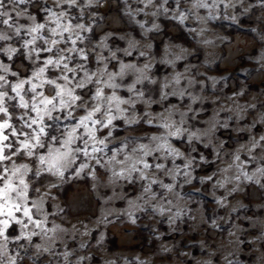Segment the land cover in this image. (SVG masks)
<instances>
[{
    "label": "clouds",
    "instance_id": "1",
    "mask_svg": "<svg viewBox=\"0 0 264 264\" xmlns=\"http://www.w3.org/2000/svg\"><path fill=\"white\" fill-rule=\"evenodd\" d=\"M0 264H264V0H0Z\"/></svg>",
    "mask_w": 264,
    "mask_h": 264
},
{
    "label": "rangeland",
    "instance_id": "2",
    "mask_svg": "<svg viewBox=\"0 0 264 264\" xmlns=\"http://www.w3.org/2000/svg\"><path fill=\"white\" fill-rule=\"evenodd\" d=\"M157 3H159V0H157ZM169 6H171V4ZM216 51H218V50H215L211 47L204 49V58L206 60H208L209 62H211L215 58ZM169 71H171V69H169ZM258 131H259V129H258ZM221 214H223V210H221Z\"/></svg>",
    "mask_w": 264,
    "mask_h": 264
}]
</instances>
